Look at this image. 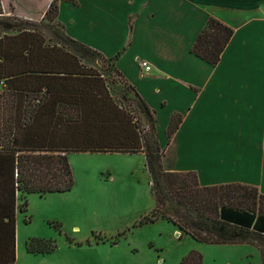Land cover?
Wrapping results in <instances>:
<instances>
[{
    "label": "trees",
    "instance_id": "1",
    "mask_svg": "<svg viewBox=\"0 0 264 264\" xmlns=\"http://www.w3.org/2000/svg\"><path fill=\"white\" fill-rule=\"evenodd\" d=\"M58 13L59 0H53L44 18L57 21ZM2 29L0 18V82L6 84L0 94V264H16V217L18 211L27 212L28 196L70 191L75 177L69 154L79 152L144 153L156 207L141 224L163 217L202 243L252 244L264 264V244L248 238L264 242V194L256 186H202L196 172L166 171L156 110L117 71L133 90L141 114L130 112L110 94L104 79L65 46L74 44L107 59L101 52L66 33L51 45L39 30L22 27L10 34ZM233 33L232 27L211 18L192 52L215 65ZM181 121V115L171 119L169 140ZM56 248L52 239L26 241L31 254ZM180 264H204L203 254L191 250Z\"/></svg>",
    "mask_w": 264,
    "mask_h": 264
},
{
    "label": "crops",
    "instance_id": "2",
    "mask_svg": "<svg viewBox=\"0 0 264 264\" xmlns=\"http://www.w3.org/2000/svg\"><path fill=\"white\" fill-rule=\"evenodd\" d=\"M52 1L37 13L18 11L13 0L10 13L37 20ZM211 18L234 29L215 65L192 52ZM57 21L101 52L156 110L166 171L196 172L202 186L241 183L264 194V0H59ZM174 115L182 121L169 140Z\"/></svg>",
    "mask_w": 264,
    "mask_h": 264
},
{
    "label": "rangeland",
    "instance_id": "3",
    "mask_svg": "<svg viewBox=\"0 0 264 264\" xmlns=\"http://www.w3.org/2000/svg\"><path fill=\"white\" fill-rule=\"evenodd\" d=\"M2 1L3 32L13 34L18 28L28 27L41 31L51 45L64 40L65 32L57 21L15 16L10 13L13 0ZM16 1L18 11L37 13L46 2ZM65 47L104 79L117 101L130 112L141 114L133 90L107 59L75 48L74 44ZM5 85L0 82V94ZM69 161L75 177L70 191L30 194L27 212H17L16 264H180L194 249L203 254L204 264H261L257 246L202 243L163 217L141 224L156 207L144 154L79 152L70 153ZM22 202L20 193L19 204ZM35 237L54 240L56 250L48 254L28 253L25 243ZM248 238L264 244L254 236Z\"/></svg>",
    "mask_w": 264,
    "mask_h": 264
},
{
    "label": "built area",
    "instance_id": "4",
    "mask_svg": "<svg viewBox=\"0 0 264 264\" xmlns=\"http://www.w3.org/2000/svg\"><path fill=\"white\" fill-rule=\"evenodd\" d=\"M141 65L146 72H150L153 69V66L147 60H142Z\"/></svg>",
    "mask_w": 264,
    "mask_h": 264
}]
</instances>
